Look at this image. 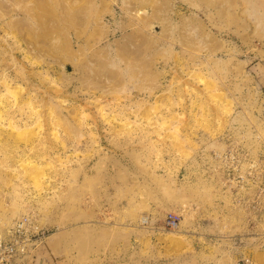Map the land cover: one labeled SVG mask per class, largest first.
Listing matches in <instances>:
<instances>
[{
  "label": "rangeland",
  "instance_id": "rangeland-1",
  "mask_svg": "<svg viewBox=\"0 0 264 264\" xmlns=\"http://www.w3.org/2000/svg\"><path fill=\"white\" fill-rule=\"evenodd\" d=\"M263 91L264 0H0V234H40L20 264H264Z\"/></svg>",
  "mask_w": 264,
  "mask_h": 264
},
{
  "label": "built area",
  "instance_id": "built-area-1",
  "mask_svg": "<svg viewBox=\"0 0 264 264\" xmlns=\"http://www.w3.org/2000/svg\"><path fill=\"white\" fill-rule=\"evenodd\" d=\"M252 175L253 172L249 171L244 177L248 178ZM237 178L243 180V176H238ZM180 218L177 213H168L164 218V227L169 230H176L179 226ZM39 235V233L33 234L29 231V220L27 217L20 218L14 222L5 233L0 234V264H20L29 256L30 249L36 244ZM245 264H247L246 261Z\"/></svg>",
  "mask_w": 264,
  "mask_h": 264
},
{
  "label": "bare ground",
  "instance_id": "bare-ground-1",
  "mask_svg": "<svg viewBox=\"0 0 264 264\" xmlns=\"http://www.w3.org/2000/svg\"><path fill=\"white\" fill-rule=\"evenodd\" d=\"M242 180V179H241ZM143 222H146V219H143ZM6 230H8V228L6 229ZM170 239L169 237H166V239ZM169 241V240H168ZM246 262L248 263V260H246Z\"/></svg>",
  "mask_w": 264,
  "mask_h": 264
}]
</instances>
